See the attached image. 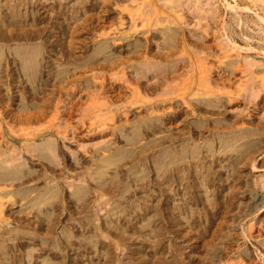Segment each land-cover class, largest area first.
Masks as SVG:
<instances>
[{
	"label": "rangeland",
	"instance_id": "rangeland-1",
	"mask_svg": "<svg viewBox=\"0 0 264 264\" xmlns=\"http://www.w3.org/2000/svg\"><path fill=\"white\" fill-rule=\"evenodd\" d=\"M0 264H264V0H0Z\"/></svg>",
	"mask_w": 264,
	"mask_h": 264
},
{
	"label": "bare ground",
	"instance_id": "bare-ground-1",
	"mask_svg": "<svg viewBox=\"0 0 264 264\" xmlns=\"http://www.w3.org/2000/svg\"><path fill=\"white\" fill-rule=\"evenodd\" d=\"M133 17V16H132ZM178 21V20H177ZM139 25V24H138ZM142 25V24H141ZM144 26V25H143ZM141 53V52H140ZM138 55H140V54H138ZM146 55V54H145ZM142 57V56H141ZM130 58V57H129ZM140 58V57H139ZM126 62V61H125ZM219 78V77H218ZM129 85V84H128ZM114 87V86H113ZM124 90V89H123ZM137 92H138V90H136ZM137 92H136V94H137ZM221 92V91H220ZM135 94V93H134ZM139 94V93H138ZM133 95V94H132ZM138 96V95H137ZM140 96V95H139Z\"/></svg>",
	"mask_w": 264,
	"mask_h": 264
}]
</instances>
